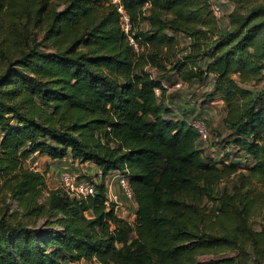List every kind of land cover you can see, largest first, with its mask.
<instances>
[{"label":"trees","instance_id":"obj_1","mask_svg":"<svg viewBox=\"0 0 264 264\" xmlns=\"http://www.w3.org/2000/svg\"><path fill=\"white\" fill-rule=\"evenodd\" d=\"M229 1L220 25L206 0H0V264H264V0ZM176 79L211 80L199 106L221 99L246 171L203 153L193 109L165 102ZM33 153L93 163L94 192L46 188ZM110 170L132 223L104 202Z\"/></svg>","mask_w":264,"mask_h":264},{"label":"rangeland","instance_id":"obj_2","mask_svg":"<svg viewBox=\"0 0 264 264\" xmlns=\"http://www.w3.org/2000/svg\"><path fill=\"white\" fill-rule=\"evenodd\" d=\"M113 2H117V0H112ZM236 2H240V3H245V4H251L252 2H259L260 0H234V3ZM227 4H228V0H219V5H220V15H218L217 19L219 23H223L226 21L225 17V13L227 12ZM124 14V13H122ZM123 17H121L120 20H122ZM143 23L144 21H141L139 26L140 28H143ZM176 80L174 81H164V83L167 85V87L165 88L166 91V100L165 102L167 104H169L170 107H175L176 109L179 108V104L181 102H184L185 98H187V100L192 99V104L196 106V113L195 115H193L192 117L196 116V117H200L205 121L207 130H208V134H209V139L205 142H200L199 145L201 146L203 153H205L206 155H208L209 157H211L216 163L217 165H220V159H231L233 161H237L239 160L240 163L238 164V170L240 169L241 171H246L247 169V164H246V159L244 158L243 155H236L235 153V149L232 147L231 143L228 142V138H227V129L225 128L223 122H222V116H221V110L223 106V103H219V102H215L216 99L213 100V102H204L202 107H204V110L201 111V108L199 106V102L200 100L203 101L202 99H204V95L205 92H207V89L205 87L202 86H196V85H179V86H175L172 83H174ZM260 85H261V81H257L255 83H253L252 85V90L254 92L260 90ZM156 95L159 94V91H154ZM191 103V102H190ZM200 108V109H199ZM68 154V153H67ZM34 154L29 155L26 159L22 160L23 165L27 166L33 170H37L43 173V176L45 178V172H46V161H42V160H38L36 159V157L32 158ZM32 156V157H30ZM68 157L70 158V156L68 155ZM74 160V159H72ZM69 161V160H68ZM76 163H78L76 161ZM68 166L71 165H66L63 167V169L69 168ZM89 163L88 164H81L80 168L77 165H74L71 167L72 172L77 175V177H82L85 179H88V177H90V181L92 182H96L98 181V174L91 175L90 173H87L89 171ZM61 169V170H63ZM119 171L116 170H110L106 173V175L104 176L103 181L104 182V186L105 184H107L104 189H106V194L109 198H113V196H115V199L118 200L120 202V198H124L125 196H123L121 189L118 185L117 182V175H118ZM47 176V175H46ZM57 178V173L54 175ZM48 178H50V176H47V179L44 181H47V184L49 185V187L45 186L46 188H54L53 186L55 184H59V179H58V183L57 181L55 182H51ZM59 178V175H58ZM51 182V183H50ZM58 186V185H57ZM112 187V189H111ZM119 196V197H118ZM121 196V197H120ZM112 202V201H111ZM118 202V204H119ZM201 205L205 206V204L207 203V201H205L204 199H202V201L200 202ZM125 204V203H124ZM124 204L121 203V206H119L120 209H125L126 207H122ZM127 205V204H125ZM121 214V213H120ZM129 213L125 216H128ZM119 216V214H118ZM135 217V216H134ZM134 217H130L128 219L129 222H133L134 221ZM257 222H258V218L255 217L252 221L253 224H255L254 226L257 228Z\"/></svg>","mask_w":264,"mask_h":264},{"label":"built area","instance_id":"obj_3","mask_svg":"<svg viewBox=\"0 0 264 264\" xmlns=\"http://www.w3.org/2000/svg\"><path fill=\"white\" fill-rule=\"evenodd\" d=\"M208 2L209 8L214 16L218 17L220 15V5L219 0H206ZM150 4V0H142V8H147ZM118 11L121 13V26L124 32H127L129 28V24L127 21V17L121 9V6H117ZM120 17V19H121ZM129 43L132 44L133 48L137 50L136 44L133 42V39L130 35H127ZM164 88L167 87L165 83L162 84ZM175 86H179L180 82L176 81L173 83ZM154 91H159L158 88H154ZM191 127L195 130L197 133V136L199 139L203 140L204 142L209 139L208 130L205 124V121L200 117H192L190 121ZM224 162H227V159H223ZM59 184L58 187L61 188V190L66 193L69 196H75V197H85L87 195H91L94 192V185L93 182H91L88 179L77 177L70 168H66L60 171L59 173ZM117 182L121 189V192L124 198L126 199H132V193L130 190V186L128 184V180L126 176L122 173H118L117 175ZM107 184H105L106 186ZM106 191V189H105ZM106 198L105 203L108 201H112L116 203L115 196L113 198H109L105 192ZM115 206V205H114Z\"/></svg>","mask_w":264,"mask_h":264},{"label":"crops","instance_id":"obj_4","mask_svg":"<svg viewBox=\"0 0 264 264\" xmlns=\"http://www.w3.org/2000/svg\"><path fill=\"white\" fill-rule=\"evenodd\" d=\"M231 8H232V3L228 0L227 12H229L231 10ZM226 13H225V15H226ZM224 18H226V16ZM225 23H226V21L223 22V23L221 22L219 24L220 25H224ZM145 26H146V23L144 22L143 23V27H145ZM187 42H188V38L179 37V45L183 46V50H185V51L187 50V47H186ZM207 61H208L207 58H203V59H201L198 62V65L200 67H202ZM176 81L180 82V86L183 85V83H184L183 81H181L179 79H176ZM184 85H186V83H184ZM199 86L205 87L207 89V91H208V90H210V87H211V80L209 79L203 85H199ZM214 99H216L215 102L222 103L221 99H219L218 97H215ZM213 100L208 101V102L211 103V102H213ZM180 105H184L186 107L192 108L193 112L190 115H194L196 113V110H195L196 106L192 104V99L187 100V98H185L184 102H181ZM200 108H201V111L204 110V107H202V105H200ZM223 114H224V108L222 107L221 116H223ZM33 154H34L33 157L32 156H30V157H32V158L36 157L37 161L38 160L46 161V166H47L46 169L47 170H46L45 174L47 176H50V178H48V179L52 183L55 182V181H57V183H58V175H59L61 169H63V167L66 166V165H71V166H68L71 169V167L74 166V165H77L80 168L81 164H88L89 163L90 167H89V171L87 173H90L91 175H93V177H94L95 174L99 173L98 167L96 165H94L93 163L89 162V161L76 163V161L72 160L71 158H69L68 155H65L62 158H49L45 154H38V153H33ZM56 173H57V178L54 176ZM46 175H45V178H44L45 180L47 179ZM45 183H46V186L49 187V185L47 184V181H45ZM57 185L58 184H55L53 187H56ZM111 189H112V187H111ZM118 202L119 201L116 200V203H115V206H114L115 207L114 209H115V212H116L117 215L119 214L120 217H122V218H124L126 220H128L130 217H134L135 202H134L133 198L132 199H126V198L122 197V198H120V202H119L120 205L118 204ZM121 203L122 204H124V203L127 204V205L124 204L122 206L123 208L126 207L125 209H120L119 208V206H121ZM128 213H129V215L125 216ZM60 264H99V263L95 262V261L91 262L89 260H85V259L81 258L79 260H74V261H69V260L63 259V260L60 261Z\"/></svg>","mask_w":264,"mask_h":264}]
</instances>
